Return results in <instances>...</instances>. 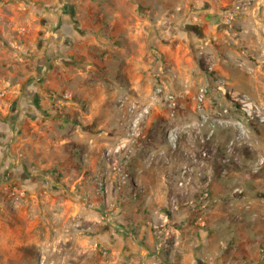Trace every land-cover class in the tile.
<instances>
[{
	"label": "rangeland",
	"instance_id": "374dc122",
	"mask_svg": "<svg viewBox=\"0 0 264 264\" xmlns=\"http://www.w3.org/2000/svg\"><path fill=\"white\" fill-rule=\"evenodd\" d=\"M51 2L0 0V264H264V0H87L65 62Z\"/></svg>",
	"mask_w": 264,
	"mask_h": 264
},
{
	"label": "crops",
	"instance_id": "0c3cea01",
	"mask_svg": "<svg viewBox=\"0 0 264 264\" xmlns=\"http://www.w3.org/2000/svg\"><path fill=\"white\" fill-rule=\"evenodd\" d=\"M86 2L87 0H52L51 3H53L54 8L50 9V17L58 20V33L54 35H58L59 32L61 34L58 40L54 36L51 37L52 42L50 45L53 50L50 51H52V57L55 60L65 62V58L68 59L72 53L86 54L90 57V50L98 49L96 43L102 41V34H105L104 29L107 27L103 19V21L98 22L96 28V25L92 24L90 20L93 16H96L90 11L86 21L85 12L80 10L84 8ZM110 23H115V19L111 20ZM38 103V107L42 108L43 103L49 106L50 101L45 98ZM8 165L13 166L11 173L14 174V177L27 183V178L24 177L25 169L22 164H15L14 159L2 161L0 158L1 171L7 168ZM214 255L216 254H120L128 263H140L142 261L144 264H222L212 258ZM202 257H206L207 262L202 261Z\"/></svg>",
	"mask_w": 264,
	"mask_h": 264
},
{
	"label": "built area",
	"instance_id": "2783aa9c",
	"mask_svg": "<svg viewBox=\"0 0 264 264\" xmlns=\"http://www.w3.org/2000/svg\"><path fill=\"white\" fill-rule=\"evenodd\" d=\"M19 192H22V194H25V189H19Z\"/></svg>",
	"mask_w": 264,
	"mask_h": 264
}]
</instances>
